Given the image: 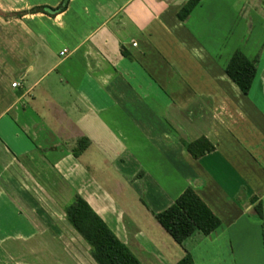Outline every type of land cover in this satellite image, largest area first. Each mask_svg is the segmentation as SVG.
<instances>
[{"label":"crops","instance_id":"obj_1","mask_svg":"<svg viewBox=\"0 0 264 264\" xmlns=\"http://www.w3.org/2000/svg\"><path fill=\"white\" fill-rule=\"evenodd\" d=\"M61 1L0 0V11ZM189 2L69 0L52 17L0 16V264L16 260L7 237L52 264H91L66 219L75 194L142 264H174L183 246L195 264H248L247 246L264 264V37L253 35L264 0H199L183 15ZM237 49L257 61L247 94L225 72ZM200 137L214 149L194 158L186 143ZM10 171L61 206L67 232L38 223ZM188 187L221 225L175 245L154 214Z\"/></svg>","mask_w":264,"mask_h":264},{"label":"trees","instance_id":"obj_2","mask_svg":"<svg viewBox=\"0 0 264 264\" xmlns=\"http://www.w3.org/2000/svg\"><path fill=\"white\" fill-rule=\"evenodd\" d=\"M199 0H190L182 14L186 15ZM69 0H62L57 6H35L29 10L19 12L0 11L4 18L21 17L28 13L42 12L55 16L63 12ZM257 61L250 59L241 49H237L231 56L225 72L239 87L243 94L250 90L257 71ZM89 140L81 138L72 149L77 157L88 146ZM186 149L194 157L199 158L214 149V145L205 137L197 138L186 143ZM251 201L254 203L255 198ZM255 210L262 216V204L257 202ZM66 219L76 232L90 246V255L97 264H142L135 254L111 230L106 222L90 207L78 194L65 208ZM157 222L166 230L175 242L183 246L184 240L194 233L209 235L216 230L221 221L205 204L196 191L188 187L175 202L161 212L154 214ZM183 256L174 264H195L193 257L184 246Z\"/></svg>","mask_w":264,"mask_h":264},{"label":"rangeland","instance_id":"obj_3","mask_svg":"<svg viewBox=\"0 0 264 264\" xmlns=\"http://www.w3.org/2000/svg\"><path fill=\"white\" fill-rule=\"evenodd\" d=\"M261 30H257L253 35L254 36H259L260 35L261 37H264V32L261 31ZM7 174L13 175L19 182H21L22 188L25 189L28 193H30V195L34 198V200L37 201L38 205H35L34 209H36L35 211L37 212V214L41 218V220L39 219L38 223L41 222L42 224L44 223V224L48 225V224H51V221H53V223L55 224V225H53V227L56 229V231H58V232H60V231L67 232V230H65V229L68 228V226H67L68 222L66 223L65 219H62L63 218V214L61 212V206L60 205H58L56 202H54V203L47 202L46 199H48V198H46V196L42 192L41 193L37 192L32 187L29 188L28 185H30V184L28 182V179L24 178L22 175H20V173H18L20 178L18 177V174L13 172V171L8 172ZM71 194H72V192H70V195ZM72 201H73V197L70 198V201L68 202L67 206L70 205L72 203ZM21 213L23 214V216L25 218L27 217L28 219L31 218L30 216H33L31 214H34L33 212L27 211L24 208L23 205L21 207ZM9 226H5L4 225L3 228L7 229V228H9ZM153 234H155L156 239L159 240L160 243L162 244L163 243V238L161 239L160 236L158 237L156 235L157 233H153ZM17 238L7 237L6 238V242L3 245V248L5 247L7 249H10V251L13 252L12 256H14L16 258V260L15 259L13 260L12 258H9V261H8L9 263H11V264H22L23 263L24 264V262H27L29 264H33L35 261H38V262H40L42 264H52L53 263V260L50 258V256L48 255L47 252L40 253V256H38V257L30 255L31 254L30 253L31 250H30L29 244L25 243L23 239H20V238L17 239ZM34 239H36V237H34ZM169 239H172V238H169ZM81 241H83V243H86L85 240L82 237H81ZM171 241H173L172 243L177 245L174 242V240H171ZM86 245L87 246H84L85 250L84 251L82 250L83 255H84V257H85V259L87 261H89L91 264H93L91 262V260H90V257H91L90 251H89L90 246L87 243H86ZM248 248H250V247L247 246L246 250L243 251L240 255L245 257V259L247 260L248 264H258L253 259H249L248 260V258H251L253 256V252L247 251ZM39 249L43 250L45 248L42 247V246H39ZM64 253H65V251H62L61 249H59V257H60L61 260L64 259V257H65Z\"/></svg>","mask_w":264,"mask_h":264},{"label":"built area","instance_id":"obj_4","mask_svg":"<svg viewBox=\"0 0 264 264\" xmlns=\"http://www.w3.org/2000/svg\"><path fill=\"white\" fill-rule=\"evenodd\" d=\"M18 85V83H13V86L16 87Z\"/></svg>","mask_w":264,"mask_h":264}]
</instances>
